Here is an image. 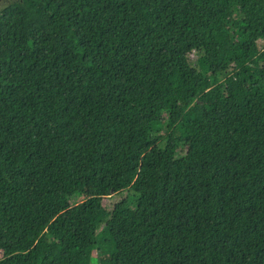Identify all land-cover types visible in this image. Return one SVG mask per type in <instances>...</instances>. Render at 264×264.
I'll return each instance as SVG.
<instances>
[{
	"label": "trees",
	"instance_id": "trees-1",
	"mask_svg": "<svg viewBox=\"0 0 264 264\" xmlns=\"http://www.w3.org/2000/svg\"><path fill=\"white\" fill-rule=\"evenodd\" d=\"M4 1L0 264H264V0Z\"/></svg>",
	"mask_w": 264,
	"mask_h": 264
},
{
	"label": "rangeland",
	"instance_id": "rangeland-1",
	"mask_svg": "<svg viewBox=\"0 0 264 264\" xmlns=\"http://www.w3.org/2000/svg\"><path fill=\"white\" fill-rule=\"evenodd\" d=\"M5 4L4 0H0V8ZM264 44L263 41H259V46ZM125 191L123 193L114 194L111 197L105 198L103 200V206L107 209V211L114 214L116 218L119 216L120 208L122 206V201L125 199ZM121 201V202H120Z\"/></svg>",
	"mask_w": 264,
	"mask_h": 264
}]
</instances>
